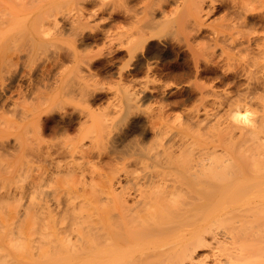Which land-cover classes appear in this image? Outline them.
I'll list each match as a JSON object with an SVG mask.
<instances>
[{"label": "rangeland", "instance_id": "rangeland-1", "mask_svg": "<svg viewBox=\"0 0 264 264\" xmlns=\"http://www.w3.org/2000/svg\"><path fill=\"white\" fill-rule=\"evenodd\" d=\"M115 1L12 0L26 4L11 22L17 25L12 29L5 25L11 10L0 14V264H100L97 253L43 252L36 204L52 207V221L45 229L65 234L76 219L73 208L68 211L70 200L84 201L93 189L109 185L113 176L121 180L119 191L123 186L127 191L125 170L131 176L144 173L138 158L154 161L149 154L164 148L179 152L184 138L192 143L196 139L204 148L223 144L213 140L218 138L217 118L224 120L248 92L264 95V0H207L198 22L178 11L190 0H124L120 7ZM58 3V24L37 33L32 24L40 12ZM149 5H156L155 16L162 21L158 34L135 41L131 48L118 44L115 31L135 25L142 13L151 14ZM182 20L185 27L178 29ZM224 25L228 28L223 33ZM237 29H244V35ZM258 109L249 106L248 114ZM205 112L214 113L215 120L207 121ZM40 114L45 121L39 128L41 140L34 131V118ZM80 132L84 154L61 150ZM37 147L53 149L56 158L35 157ZM76 163L84 164L88 174L77 168L85 174L79 176ZM35 180L43 182L41 194L35 191ZM93 219L85 215L84 225L96 223V216ZM234 224L238 228L240 220ZM233 227L213 222L210 229H201V242L185 264H252L256 256L251 254V237L235 235ZM57 245L98 247L97 241L73 235Z\"/></svg>", "mask_w": 264, "mask_h": 264}, {"label": "bare ground", "instance_id": "bare-ground-1", "mask_svg": "<svg viewBox=\"0 0 264 264\" xmlns=\"http://www.w3.org/2000/svg\"><path fill=\"white\" fill-rule=\"evenodd\" d=\"M11 1L0 2L2 16L7 14L8 9L11 10V15L7 20L9 22L5 23L6 27L12 26L8 29L17 26L16 24L13 26L11 22L15 17H18L17 13L22 12L26 6V4L18 3V5ZM116 1L115 4L119 7L121 4H125L124 0ZM197 1L190 0L189 3L184 4L182 9L178 8L180 13L186 15L188 21L193 19L198 22L202 17L201 13L204 12L202 4L207 0ZM154 2L152 1V4H156V1ZM243 2L246 3V1ZM244 3L243 6H245ZM156 5L150 7L151 14L148 13L144 17L143 13L142 17L135 16L136 21L132 20L136 22L135 25H129L131 27L126 25L125 29L119 31L117 29L113 34V36L115 35L113 39L116 38L119 41V43L117 41L118 44H125L126 47L130 46L131 48L135 41L140 39L148 41L154 38L158 34L157 25L162 24V21L155 16ZM47 6L48 9L45 8L43 13L40 12L41 15L32 24L37 33L47 29L48 25L58 24V14L62 11V7L57 4L50 8L49 5ZM159 6L161 7V3ZM2 16L0 15V17ZM185 23L186 20H182L178 29H184ZM130 24L132 23L130 22ZM133 26L135 29L132 28ZM227 26L224 25L221 28L223 33L226 32ZM6 27L4 28L8 30ZM237 30L244 35V29ZM238 32L233 33L238 34ZM258 82L260 83L262 80ZM250 93L252 91L230 107L224 120L217 118L215 121L214 125L220 133L217 130L218 138L216 135L213 140L217 141L218 139L217 143L222 142L223 144L214 143L204 148L202 147L204 143H198L195 141L196 139L192 143L188 138H186L187 140L182 138L183 144H181L182 146L179 144L182 147L179 146L181 148H179V152L178 148H175L176 150L164 148L162 151L149 154L152 157L155 156L154 161L138 158L136 163L145 167V171L138 176H131V171L125 170L130 182L128 189L126 188L127 191L124 186L119 191L117 184L119 185L121 180L117 176H113L114 178L110 177L111 182L110 179L108 180L111 184L109 183L110 186L107 184V188L97 187L92 190L90 197L85 196L84 201L80 202L74 199L67 203V206L68 204L72 205L71 209L68 206L70 210H67L72 212L73 208L76 219L65 234L45 229L44 226H49L52 221L53 210L49 206L50 203L44 204L39 201L34 210V217L38 237L43 241L42 251L48 254L59 252L64 256L74 253L81 255L97 253L102 259L100 264H106L104 259H108L110 264H185V259L201 242V229H210L213 222H218L234 226L235 235H241L244 238L251 237L249 245L254 250H252L254 253L251 254L257 257L251 262L252 264H264V95L256 97L254 94V97ZM254 104L259 109L250 116L248 114L249 106ZM204 115V118L209 122L215 120V114L212 112H207ZM34 119L35 139L41 140L42 131L40 129L44 128L42 121H45L41 114ZM217 123L219 126L216 125ZM221 124L224 126L220 127ZM80 134L77 135L78 137L76 136L78 139L74 138L73 140L72 138L70 142L61 145V150L71 153L73 156L77 153L84 154V141L82 140L85 137L83 138L84 135ZM219 145L222 149L220 153H218ZM53 151V149L44 150L37 147L34 149V154L37 158L42 159L43 155L47 161H53L56 158V155L53 156ZM182 155H185V158ZM84 166L81 163L75 164L74 170L77 171V174L79 171V176L80 173L81 176H85L88 172L84 171ZM77 168L86 173L80 172ZM86 168L89 167L86 165ZM125 168L127 167L125 166ZM99 170L101 169L97 167L94 172L98 171L99 174L95 173L102 175L103 171ZM39 172L41 171L39 170ZM91 172L93 171L91 170ZM95 173L93 174L95 175ZM41 185L43 187V182L35 180V191L39 194L43 191ZM84 205L87 208H84ZM78 206H80L79 210H77ZM83 209H85V214ZM230 213L232 215H229ZM85 215L91 220H94L93 217L96 216V223L91 222L84 225ZM236 220H240L238 228H235ZM72 235L82 241H97L98 247L82 248L81 250L79 247L71 249L67 246L58 247L57 244L64 239H71ZM244 264H248L247 260Z\"/></svg>", "mask_w": 264, "mask_h": 264}]
</instances>
